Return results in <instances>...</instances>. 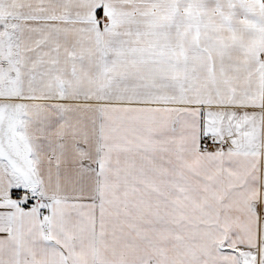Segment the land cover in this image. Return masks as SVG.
I'll return each instance as SVG.
<instances>
[{
    "label": "snow or ice",
    "instance_id": "obj_1",
    "mask_svg": "<svg viewBox=\"0 0 264 264\" xmlns=\"http://www.w3.org/2000/svg\"><path fill=\"white\" fill-rule=\"evenodd\" d=\"M0 264H264V0H0Z\"/></svg>",
    "mask_w": 264,
    "mask_h": 264
}]
</instances>
